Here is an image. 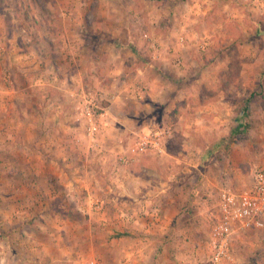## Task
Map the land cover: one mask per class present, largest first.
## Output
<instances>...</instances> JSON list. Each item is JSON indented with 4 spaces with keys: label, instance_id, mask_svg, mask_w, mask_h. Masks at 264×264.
Wrapping results in <instances>:
<instances>
[{
    "label": "rangeland",
    "instance_id": "1",
    "mask_svg": "<svg viewBox=\"0 0 264 264\" xmlns=\"http://www.w3.org/2000/svg\"><path fill=\"white\" fill-rule=\"evenodd\" d=\"M106 9L113 16L108 25L101 21ZM0 12L12 38L2 40L1 81L13 90L0 110V264H130L125 251L133 245L117 233L141 240L146 251L171 253L168 234L160 247L154 244L169 228L164 222L161 229L133 228L132 234L110 220L117 185L111 174L144 157L132 150L138 133L167 132L164 182L175 186L179 218L195 206L199 225L200 210L213 207L221 189L245 187L264 168V0H0ZM108 46L128 58L129 72L140 66L147 77H158L163 98L134 103L138 93L121 97L128 99L124 108L134 131L124 132L121 143L109 138L120 152L117 160L107 159L105 141L91 164L68 143L45 146L38 130L48 105L43 99H61L58 105L74 113L84 91L102 99L92 76L103 90L111 88L105 65L88 71L91 78L77 74L101 61ZM136 104H143L138 114ZM233 129L239 131L231 144ZM86 169L94 177L74 180ZM260 232V239L244 235L236 242L242 264H264ZM153 260L147 264H159ZM206 261L202 254L195 264ZM164 263L192 261L172 257Z\"/></svg>",
    "mask_w": 264,
    "mask_h": 264
},
{
    "label": "crops",
    "instance_id": "2",
    "mask_svg": "<svg viewBox=\"0 0 264 264\" xmlns=\"http://www.w3.org/2000/svg\"><path fill=\"white\" fill-rule=\"evenodd\" d=\"M103 6H109V2L105 1ZM109 11L110 10L108 9L102 11L101 21H104L106 25L113 23V16H111ZM126 21L127 20L125 19V22ZM6 22L5 17L2 18V12H0V52L3 49L2 40H5L7 43V41L12 39L6 34ZM127 38L128 40L130 39V33L127 35ZM133 40L136 41L135 39ZM139 45L142 48L145 46L147 47L145 40H140ZM103 48L104 49H101V61L96 62L98 65L95 63L92 66V69H85L81 66V68L78 69L77 74V78H89L90 76L86 75L88 71L91 72L96 68L100 69L98 66L104 64L108 73V77L105 79H111L113 81L110 85L111 88L103 90L100 86L101 82L97 80L98 78H96L94 74L92 76L96 79L99 89L102 90L100 97L108 102L103 101L106 106L105 109L107 115L103 119L104 125L102 127V132L98 135L97 139L92 141L85 134L82 124H76V122L73 123L71 116L75 115V119H78V115L71 112V110H65V107L63 106L58 105L61 99H43L44 105L46 101L48 105L47 107H44L41 112V117L44 122L43 130L41 127L38 130L43 134L45 146L58 149L62 146L63 142L68 143V146L72 145L75 149L77 148L80 158L84 159L86 163H91L92 160L93 162H97L95 148L97 149L99 145H105V141L106 147H108V151H110L108 154L106 153L108 156L107 159L111 162L114 158L117 160L120 152H115V146H109V138L113 136L114 138H117L119 143H121L123 139L122 134L127 131H134L135 128L134 125L128 127L127 121L129 119L127 116L131 114V112L124 108V102L128 101L129 98H134V94L137 93L139 94V98L140 95L143 98H140L139 100L136 98L134 103H138L139 101L143 102L144 100H149L151 102L159 97L163 98L162 89L157 85L159 84L158 77H154L152 74L150 77H147V69L140 66L135 67L129 72V70H127V66L130 62L128 58L123 55L121 57L119 53H116L115 56V52H113L114 49L113 47L111 48V46ZM76 50L82 53V50H79L78 47H76ZM13 53H16L17 55V51H14ZM16 64L17 62H15L11 68H15ZM3 67H0V110L6 105V103H2L1 99H3L4 102L5 100L7 101V99H13V90L2 86L1 76ZM17 70H15L16 77L20 75V72ZM118 83L122 84L119 89ZM143 88H145V91L140 92ZM48 92L46 96L50 97L51 93ZM103 92L104 95L102 94ZM121 97H126L128 99H121ZM134 107L135 114H138L142 111L141 107H143V104H136ZM206 107L207 106H205V108ZM140 121L141 120L138 119L136 122L140 124ZM118 132H122L120 135L121 137H119ZM92 147H94L93 151L91 149ZM83 151L87 154H84ZM163 155L164 154L160 156L145 154L140 161L133 160L128 164L124 163L121 167L117 165L118 168L116 167L117 170H115L117 172L111 174V177L115 179L114 182L117 184L113 185V189L111 188L113 192L111 193V205H109L112 211V215H110L112 216L110 218L111 222H115L114 224L119 223V225L127 228V230L129 229L128 232L132 234H135L133 228L145 230L147 227H156L157 229H161L163 227V222L166 226H169L167 231L170 230L168 232H160L158 235L159 239L156 240L154 244L157 245V247H160L166 234H168L166 240H169V250H172L171 253L167 250L165 252L161 250V254L158 250L155 252L146 251L144 242L133 238V236L125 237L124 239L133 245L131 247L129 246V249L125 251V255L128 256V262L131 261L130 264H147L153 257V261H157L158 259L159 264H166L164 262L172 259V257L186 259L190 262L192 261L191 264H195L200 258V255H207L206 239L208 238L211 229L210 214L216 211L215 204H212L213 207H209L208 205L203 211L200 210L202 216L200 225L195 221L197 219V208L195 206L193 207V210L188 213L183 212L180 215L181 218H179L177 213L181 204H178L177 201H175V186L173 187V191L171 188L172 186L168 182H164L165 179L162 171L166 161L164 158L165 155ZM170 157L176 159V157ZM88 158L91 159L88 160ZM49 159L51 160V158ZM49 159L47 162H50ZM90 174L92 175V171L88 172L86 169L81 173H77L73 178L78 182L85 181V179L90 180L91 177H94V175L91 176ZM191 199H194V196H192ZM89 205L92 207V204ZM203 205L205 206V203ZM161 212L168 213L163 217ZM191 212H193L194 217L191 219L188 217V219L187 215ZM149 219H151L152 224L149 223ZM174 221H176L175 225L173 223ZM259 233L261 232L256 230L251 231L246 234L245 239L254 237L260 239Z\"/></svg>",
    "mask_w": 264,
    "mask_h": 264
},
{
    "label": "built area",
    "instance_id": "3",
    "mask_svg": "<svg viewBox=\"0 0 264 264\" xmlns=\"http://www.w3.org/2000/svg\"><path fill=\"white\" fill-rule=\"evenodd\" d=\"M140 98L143 97L140 95ZM76 101L77 120L81 121L85 134L95 141L102 132L106 106L91 91H84ZM166 134L165 130L138 133L132 150L160 156L165 153ZM215 209L210 214L205 264H242L236 254V242L251 231H264V168L255 170L245 187L221 189Z\"/></svg>",
    "mask_w": 264,
    "mask_h": 264
},
{
    "label": "trees",
    "instance_id": "4",
    "mask_svg": "<svg viewBox=\"0 0 264 264\" xmlns=\"http://www.w3.org/2000/svg\"><path fill=\"white\" fill-rule=\"evenodd\" d=\"M242 127L246 130L247 129V127L245 126V125H242ZM238 129H233V131H232V136H231V139H230V143L231 144H233V143H235V136L238 134ZM129 236V234H126V233H117V237H128Z\"/></svg>",
    "mask_w": 264,
    "mask_h": 264
}]
</instances>
